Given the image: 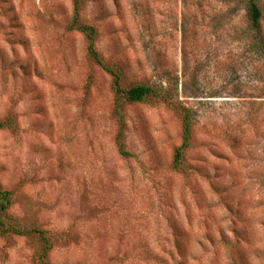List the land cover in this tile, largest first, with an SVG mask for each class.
<instances>
[{"label": "rangeland", "instance_id": "obj_1", "mask_svg": "<svg viewBox=\"0 0 264 264\" xmlns=\"http://www.w3.org/2000/svg\"><path fill=\"white\" fill-rule=\"evenodd\" d=\"M73 6L0 0L11 212L53 237L52 264H264V82L245 0H85L123 87L171 85L194 111L187 172L173 167L181 116L160 99L127 105L120 155L113 77L68 29ZM38 250L0 234V264H35Z\"/></svg>", "mask_w": 264, "mask_h": 264}, {"label": "trees", "instance_id": "obj_2", "mask_svg": "<svg viewBox=\"0 0 264 264\" xmlns=\"http://www.w3.org/2000/svg\"><path fill=\"white\" fill-rule=\"evenodd\" d=\"M73 14L68 23V29L81 32L88 44L90 58L99 64L113 77L114 106L113 112L117 118L119 131L116 137L118 151L123 157L132 156L126 142L127 116L126 107L133 103H143L150 99H160L166 102L173 110L178 112L182 119V142L174 153L173 167L178 171L187 172L190 167L187 159L188 151L193 144L194 136V111L186 105L177 95V90L165 83L150 84L139 82L129 88L122 85L124 72L110 66L97 49V28L82 19V10L85 0H73ZM247 4L248 30L251 32V44L257 52V73L264 82V5L262 0H245ZM261 117V115H260ZM243 119L246 120L245 116ZM8 122L0 123L5 127ZM13 124V120L9 121ZM14 190L0 185V234L2 236H28L37 237L39 250L34 257L35 264H52L50 253L54 248L53 237L45 229L31 226L22 221L11 212L14 203ZM264 225V219L262 220ZM264 249L260 248L259 252Z\"/></svg>", "mask_w": 264, "mask_h": 264}]
</instances>
